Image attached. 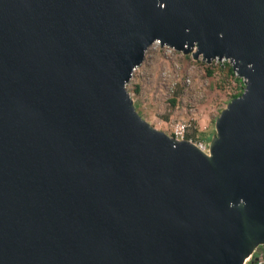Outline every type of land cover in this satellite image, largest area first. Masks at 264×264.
I'll return each mask as SVG.
<instances>
[{
    "label": "water",
    "instance_id": "1",
    "mask_svg": "<svg viewBox=\"0 0 264 264\" xmlns=\"http://www.w3.org/2000/svg\"><path fill=\"white\" fill-rule=\"evenodd\" d=\"M157 42L243 80L208 153L125 85ZM264 245V0H0V264H244Z\"/></svg>",
    "mask_w": 264,
    "mask_h": 264
},
{
    "label": "rangeland",
    "instance_id": "2",
    "mask_svg": "<svg viewBox=\"0 0 264 264\" xmlns=\"http://www.w3.org/2000/svg\"><path fill=\"white\" fill-rule=\"evenodd\" d=\"M219 69L224 70V67H207L203 61H193L189 55L167 53L150 45L125 90L137 114L155 130L167 134L170 121L185 119L194 124L195 134L208 142L214 135V120L229 102L239 79L234 74L220 87ZM209 70L211 74H207ZM177 88L179 92L171 106L169 100ZM259 251H264V247Z\"/></svg>",
    "mask_w": 264,
    "mask_h": 264
},
{
    "label": "built area",
    "instance_id": "3",
    "mask_svg": "<svg viewBox=\"0 0 264 264\" xmlns=\"http://www.w3.org/2000/svg\"><path fill=\"white\" fill-rule=\"evenodd\" d=\"M151 45H155L159 49L165 50L167 53L173 52L172 49L165 47V46H160L157 42H154ZM226 64L230 65L228 60L222 59V60L218 61V60L214 59L209 64H207V66L214 65V66H218V67H224ZM172 87L173 86L170 85V88H172ZM243 90H244L243 80L239 79V82L236 85V89L233 91L231 96L236 95V94H241L243 92ZM167 126H168V132L166 135L168 137L174 139L175 141H184L185 140V141L189 142L190 144H192L200 152H202L204 154L208 153V142L199 138L195 134V126L192 122L185 120V119H175V120L170 121L167 124ZM260 247H264V245L259 246V248ZM257 248L252 253L254 256L253 257V264H264V251L260 252V251H258ZM249 258L244 261V264H246L248 262Z\"/></svg>",
    "mask_w": 264,
    "mask_h": 264
},
{
    "label": "trees",
    "instance_id": "4",
    "mask_svg": "<svg viewBox=\"0 0 264 264\" xmlns=\"http://www.w3.org/2000/svg\"><path fill=\"white\" fill-rule=\"evenodd\" d=\"M208 67V66H207ZM214 70H217V69H214ZM213 71V70H212ZM219 71H221L220 72V82H219V85H220V87H222L223 85H224V81L227 79V78H229V77H232L233 75H234V73H233V71H232V68H231V66L230 65H225L224 66V70H220L219 69ZM212 72H211V70H209L208 72H207V74H211ZM238 80V82H239V79H237ZM178 92H179V88H177L176 89V91H174L173 92V97L169 100V103H170V105L171 106H173L174 105V99H175V96L178 94ZM240 94H236V95H233V96H231L230 97V99H232V98H235V97H237V96H239ZM222 110V109H221ZM257 249H259V247L257 248ZM253 254L251 255V257L249 258V260H248V262L249 263H252L253 262Z\"/></svg>",
    "mask_w": 264,
    "mask_h": 264
},
{
    "label": "crops",
    "instance_id": "5",
    "mask_svg": "<svg viewBox=\"0 0 264 264\" xmlns=\"http://www.w3.org/2000/svg\"><path fill=\"white\" fill-rule=\"evenodd\" d=\"M259 249H260V248H259ZM259 249H258V251H259ZM246 264H253V262H252V263L247 262Z\"/></svg>",
    "mask_w": 264,
    "mask_h": 264
}]
</instances>
